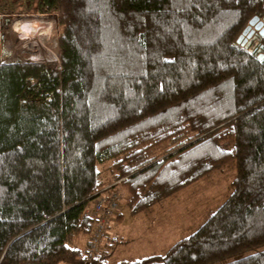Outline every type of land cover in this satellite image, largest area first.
<instances>
[{"label":"trees","instance_id":"trees-1","mask_svg":"<svg viewBox=\"0 0 264 264\" xmlns=\"http://www.w3.org/2000/svg\"><path fill=\"white\" fill-rule=\"evenodd\" d=\"M19 12L54 15L60 69L0 55V264H110L83 214L107 161L131 213L234 168L190 233L113 264H264V33L236 42L264 0H3L0 31Z\"/></svg>","mask_w":264,"mask_h":264},{"label":"rangeland","instance_id":"rangeland-1","mask_svg":"<svg viewBox=\"0 0 264 264\" xmlns=\"http://www.w3.org/2000/svg\"><path fill=\"white\" fill-rule=\"evenodd\" d=\"M14 1L25 3L26 0ZM6 18V24L0 31L1 58L39 59L53 68L58 60L56 36L60 28L54 15L19 12ZM250 41L253 42L252 38ZM107 163L97 165L102 180L109 178L103 184H111L120 178L117 186L120 209L110 217L105 234L116 235H113L115 239L111 240L103 257V261L110 264L161 253L177 238L190 233L202 222L208 210L217 206L229 193L234 173L232 165L219 166L207 176L187 183L150 207L131 213L125 204L127 192L122 187L121 177L110 178L105 169ZM85 237L84 233L77 232L73 238L72 246L79 248L80 254L86 250Z\"/></svg>","mask_w":264,"mask_h":264},{"label":"built area","instance_id":"built-area-1","mask_svg":"<svg viewBox=\"0 0 264 264\" xmlns=\"http://www.w3.org/2000/svg\"><path fill=\"white\" fill-rule=\"evenodd\" d=\"M24 59L43 61L33 58ZM53 68L57 71L60 69L59 60H57ZM118 180H120V178ZM118 180L113 181L111 184L104 185L98 191H95L84 206L83 214L92 221L90 232L87 235L90 254L99 251L103 247V239L106 234L108 221L110 217L120 209V198L117 189Z\"/></svg>","mask_w":264,"mask_h":264},{"label":"water","instance_id":"water-1","mask_svg":"<svg viewBox=\"0 0 264 264\" xmlns=\"http://www.w3.org/2000/svg\"><path fill=\"white\" fill-rule=\"evenodd\" d=\"M257 29L258 33H264V16L262 18H258L257 15H252L246 25L241 29L239 34L236 36V42L243 44L245 46H250L255 42H250L251 35L253 31ZM258 57H262V53L258 54Z\"/></svg>","mask_w":264,"mask_h":264},{"label":"crops","instance_id":"crops-1","mask_svg":"<svg viewBox=\"0 0 264 264\" xmlns=\"http://www.w3.org/2000/svg\"><path fill=\"white\" fill-rule=\"evenodd\" d=\"M109 221H111V218L109 219ZM106 230L108 231V224H107V228H106ZM107 233H108V232H107ZM113 235H115V234H113ZM113 235H112V234H111V235L108 234V236H107V235H106V236H107L109 239L112 238V239L114 240L115 238H114ZM115 236H116V235H115Z\"/></svg>","mask_w":264,"mask_h":264},{"label":"flooded vegetation","instance_id":"flooded-vegetation-1","mask_svg":"<svg viewBox=\"0 0 264 264\" xmlns=\"http://www.w3.org/2000/svg\"><path fill=\"white\" fill-rule=\"evenodd\" d=\"M257 31V29H255ZM254 32V31H253Z\"/></svg>","mask_w":264,"mask_h":264}]
</instances>
